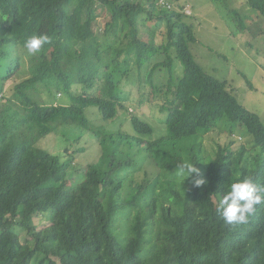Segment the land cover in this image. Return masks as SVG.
<instances>
[{
  "label": "trees",
  "instance_id": "obj_1",
  "mask_svg": "<svg viewBox=\"0 0 264 264\" xmlns=\"http://www.w3.org/2000/svg\"><path fill=\"white\" fill-rule=\"evenodd\" d=\"M209 1L242 34L264 36V0ZM186 8L0 0V264H264V204L244 224H226L218 211L236 180L264 187V124L195 61ZM38 33L50 42L29 55L24 42ZM140 48L146 60L129 65ZM24 56L27 77L5 89ZM134 77L150 87L134 108L148 100L160 125L131 114ZM120 113L131 116L117 125ZM217 131L227 142L205 146ZM58 134L66 140L56 152ZM185 160L204 185L177 177Z\"/></svg>",
  "mask_w": 264,
  "mask_h": 264
},
{
  "label": "rangeland",
  "instance_id": "obj_2",
  "mask_svg": "<svg viewBox=\"0 0 264 264\" xmlns=\"http://www.w3.org/2000/svg\"><path fill=\"white\" fill-rule=\"evenodd\" d=\"M179 2L185 3L187 8L184 12L187 16L191 17L190 20L193 23L196 42L190 46V50L195 61L208 74L219 80L228 81L237 101L249 111L257 113L264 124V36H255L253 39L249 35L247 36V34H242L233 23L228 21L229 16H223V18L222 13L209 0H179ZM245 14L247 13L243 12L242 16ZM104 23L103 17H99L94 23V31L100 32ZM261 27L264 30V23L261 24ZM250 31L252 32L253 28ZM248 41L251 42L253 47L247 45ZM25 59L27 58L24 56L22 59L24 65L22 63L19 71L9 81L5 82V89L22 80V78L27 77L25 72L28 67V60L27 64H25ZM145 60L146 51L144 48H140L135 52V58L130 59L131 64L129 65L137 66V64H141ZM135 66L134 69H136ZM177 72L179 73L180 70L178 69ZM132 82L133 84L129 86L134 88H130L132 91L129 96L130 102H128L129 108L132 111L131 114L133 113L135 116L137 114L139 117L143 116V118L146 117L147 122L160 125L162 122L161 115L157 111L153 113V116L150 115L151 109L148 100L144 99L139 108H134L137 105L138 98H140V89L143 88V92L149 93L150 87L143 84L139 88L140 84H136V78ZM40 92L39 96L35 95L34 97L42 103L48 97L42 91ZM56 101V103H61V101L65 102L67 99L65 100L64 98L61 101L58 99ZM47 102H52V100H48ZM119 116L121 118L116 120L117 125L121 121L128 119L131 115L126 116L124 113H120ZM88 117L94 124L102 122L99 121L96 109L93 107L88 109ZM113 126L114 128H109L107 125V128L114 129L115 131L117 126ZM57 136L54 143H52V151L59 152L65 148L64 140H66V137L60 134ZM66 136L70 137L71 135L69 133ZM226 137L227 134L222 131L211 132L203 143L208 147V145H212V142L215 141L223 146L227 142ZM86 140L90 142L89 139ZM84 144L87 147L89 145L87 142H84ZM89 152L92 151L90 150ZM77 160L79 163L83 161V158L80 157ZM1 209L4 210L2 207ZM46 220L44 217L41 222L38 221L36 223L37 228H43L45 226L44 223L47 222ZM20 236L21 238L25 237L24 233Z\"/></svg>",
  "mask_w": 264,
  "mask_h": 264
},
{
  "label": "clouds",
  "instance_id": "obj_3",
  "mask_svg": "<svg viewBox=\"0 0 264 264\" xmlns=\"http://www.w3.org/2000/svg\"><path fill=\"white\" fill-rule=\"evenodd\" d=\"M49 42L50 37L47 34H33L25 40L24 48L29 55H36ZM176 175L184 182L191 177L195 187L206 183L195 163L189 160H185L178 166ZM260 204H264V187L258 185L251 177H246L230 184L219 202L218 211L226 224H244L248 222V218L256 211V206Z\"/></svg>",
  "mask_w": 264,
  "mask_h": 264
}]
</instances>
